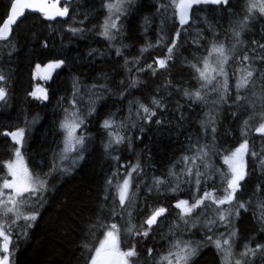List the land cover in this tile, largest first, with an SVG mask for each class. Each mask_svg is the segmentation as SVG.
Masks as SVG:
<instances>
[{
    "label": "trees",
    "instance_id": "obj_1",
    "mask_svg": "<svg viewBox=\"0 0 264 264\" xmlns=\"http://www.w3.org/2000/svg\"><path fill=\"white\" fill-rule=\"evenodd\" d=\"M246 3L247 0H229L227 7L197 6L193 9L195 24L185 26L190 30L184 31L179 28L174 8L161 7L168 5L169 0H136L134 10L122 20L125 34L110 45L99 34L106 14L102 0H72L67 5L68 17L50 22L43 16L27 14L13 28L10 43L0 41V71L8 78V96L6 101L0 103V179H9L5 162L13 160L17 148L11 138H5L4 132L25 129L22 153L28 168L43 173L47 170L43 162L51 158L52 152L58 151L62 135L59 122L72 97L74 79L82 84L81 94L85 91L83 85L93 83H107L112 89L111 93L97 101L95 113L87 118L85 127L81 129L88 144L84 160L78 163L70 175H63L62 178L53 176L49 181L52 190L47 193L45 202L39 208V219L27 230V236L19 235L16 231L11 233V264H88V257L94 252L85 251L81 245L87 242L89 248L94 249L105 239L102 228L90 233L88 225L101 214L106 178L118 167V163L104 151L107 136L101 124L110 116L117 122L127 121L130 99L148 104L153 96L166 105L163 111L157 110V117L162 123H155L157 117L152 118L151 124L136 121L133 117L131 122L135 123V127L125 129L132 139V147L128 149L127 145H122L115 154L120 157L119 163L122 164L134 165L139 159L144 170L133 222L139 226L154 207H166L168 213L166 217L160 218L164 223H158L148 238L126 235L124 222L120 217L116 219L121 225V251L135 245L140 264H155L157 254L166 252L171 239L168 236L169 228L177 221L179 211L174 205L179 199L191 201L195 189L185 184L175 194L164 191L149 195L146 185L151 184L153 176H165L169 168L187 152L190 137H202L201 142H204L200 121L204 119L207 108L192 104L182 95L183 89L195 90L197 86L186 61L193 60L194 56L203 52V48L197 49L193 44L198 30L203 31L205 37L200 41L201 45L211 38L212 34L207 31L208 24L223 35L226 29L235 26L245 15ZM9 4L10 0H0V23L6 18ZM69 27H83L84 31L73 34L67 31ZM177 30L180 31V37L174 49V59L170 62V70L166 74L161 70L155 76L149 71L140 72L141 85L129 90L124 99H120L116 93L126 88L130 75L124 66L125 58L130 62L128 67L132 68L131 75L136 78L137 68L131 62L139 59L141 66H147L153 64L155 58H163L166 45L174 38ZM160 37L164 38L163 44L141 54L142 47L155 45ZM242 39L247 45L242 51L252 49L253 40H264V18L253 20L243 32ZM121 41L127 47H122V55L117 56L116 48L121 46ZM45 42L47 47L43 46ZM9 51L11 55H8ZM58 59H63L64 65L57 70L48 85L49 99L38 103L30 95L36 85L33 73L37 66L45 67ZM121 81L124 83L121 84ZM168 81H171V86L164 87ZM232 85L230 75V89ZM262 87L264 84L258 83L256 92H260ZM82 105H87V97ZM218 111L215 143L221 155L213 157V163L216 168L225 170L223 154L226 150H234L245 139L241 135V126L248 114L242 111L233 117L227 104L218 106ZM256 126L255 119L249 121L246 138L250 148L259 153L264 148V137L255 136ZM141 127L144 128L142 133ZM206 139L211 142V135ZM247 159L248 176L236 198L245 202L248 210L240 209L239 217L234 221L238 229V235L234 238L236 252L242 251L246 243L252 246L264 243V229L259 221L260 209L256 207L258 199H264V168L258 159L256 162H253L251 156ZM176 168L179 171L180 165L176 164ZM213 184L219 188L218 175L208 181V188L211 189ZM257 186L262 187L261 192H256ZM200 187L203 190L205 185L202 183ZM216 195H221V192L217 191ZM103 216L107 219V209ZM214 231L215 236H219L228 229L216 225ZM206 235L212 233L202 227V220L200 226L191 228L184 235L185 239L199 241L204 245L193 264H219L220 258L211 242L206 241ZM149 248L153 250L152 258L147 256Z\"/></svg>",
    "mask_w": 264,
    "mask_h": 264
},
{
    "label": "snow or ice",
    "instance_id": "obj_2",
    "mask_svg": "<svg viewBox=\"0 0 264 264\" xmlns=\"http://www.w3.org/2000/svg\"><path fill=\"white\" fill-rule=\"evenodd\" d=\"M135 4L136 0H102L106 14L99 34L108 40L110 45L125 34L122 20L130 15ZM228 4L229 0H169L168 5H161V7H173L179 28L188 31L190 29L185 26L195 24L193 8L200 5L227 7ZM26 11L41 13L44 19L52 21L57 17H68L69 6H61L60 0H10L6 18L0 23V41H9L13 26L25 16ZM257 18H264V0H247L245 15L236 22L235 26L226 29L223 35L208 24L207 31L212 34L211 38L201 45L200 41L205 37L203 31L198 30L197 38L193 40L197 49L203 48L199 56L186 61V66L190 69L191 77L196 81L197 86L195 90L183 89L182 95L192 104H200L207 108L204 119L200 121L204 142H201L202 137H190L187 152L176 162L180 165L179 171H177L176 164H173L165 176H153L151 184L146 185V192L149 195L153 192L160 194L164 191L175 194L178 190H182V185L185 184L194 186L195 189L191 201L179 199L175 203L174 208L179 210L177 221L169 228L168 236L171 239L166 252L157 254L154 258L155 264H193L204 245L199 241L185 239L184 235L191 228L200 226L201 220L202 227L207 229L208 233H212V235H206L205 239L215 247L220 258L219 264H258V262L264 264V243H256L255 246L246 243L243 245V250L239 252L235 251L234 244V238L238 235L234 221L239 217L240 209L248 210L245 202L236 198V194L241 190L242 182L248 176L247 158L251 156L253 162L258 159L260 166L264 168V148L258 153L254 148H250L246 138L249 121L253 119L257 121L255 132L264 137V87L260 92H256L257 84H264V40L260 42L253 40L252 49L241 50L247 48L242 34ZM145 22L147 23V20ZM204 23L207 24V21ZM67 31L76 34L83 32L84 28L69 27ZM179 37L180 31L177 30L174 38L166 45L165 56L155 58L153 64L141 66L139 59H134L131 63L137 68L136 78L131 75L132 68L128 67L130 62L125 58L124 66L130 75L127 78L126 88L116 93L120 99H124L129 90L141 85L140 72L149 71L155 76L161 70L164 74L170 70V62L174 59V49L177 48ZM163 43L164 38L160 37L155 45L149 44L142 47L140 52L143 54L149 48L159 47ZM43 46L47 47V42ZM122 47H127V45L121 41V46L116 48L117 56L122 55ZM91 54L90 52L89 55ZM8 55H11V51ZM63 65V59L48 63L43 78L49 79V72ZM37 69L39 70V66ZM230 75L233 79L231 89L229 87ZM7 79L6 75L0 71V101H6L8 96ZM120 83L123 84L124 81ZM170 86L171 81L164 85V87ZM81 87V82L74 79L72 97L59 122L62 135L58 151L52 152L51 158L43 162V166L47 168L43 173L31 171L20 151L24 145L25 129L19 128L16 131L3 133L5 136H11L12 141L19 147L14 150L15 159L5 162L7 176L11 179L7 177L0 179V252L3 253L0 255V264H11V233L16 231L19 235L26 237L27 230L31 229L39 219V208L45 202L47 193L52 190L49 181L53 176L62 178L63 175H70L78 163L84 160L88 144L86 143L87 137L81 129L85 127L87 118L95 113L97 101L111 93L112 89L107 83H93L83 85L85 91L81 94ZM30 95L36 99H48L44 89H37ZM85 97H87V105L83 106L82 102ZM225 104L228 105L233 117L242 111L248 115L247 119L242 120L241 126V135L245 139L234 150H226L223 154V162L227 165V170H220L215 167L213 157L221 155L215 138L218 126V106ZM165 107L162 100L157 99L156 96L151 97L148 104L138 99H130L127 121L117 122L114 117L110 116L101 124L107 136L104 151L118 163V167L111 176L106 178L101 214L88 225L90 233L102 228L105 239L99 243V247L94 249L89 248L87 242L81 245L85 251L94 252L88 257V264H140L139 253L135 245L121 251L119 240L121 225L117 222V217L124 222L123 228L126 235L143 238H148L153 227L158 223H164L160 218L167 216L168 209L163 206L152 208L139 226L133 222V212L136 210L144 170L139 159L134 165L119 163L120 157L115 152L122 145H127V148L131 149L132 139L125 129L135 127V123L131 122L133 117L136 121L151 124L153 123L152 118L157 117V110L163 111ZM155 123L161 124L162 121L157 117ZM143 131L144 128L141 127L140 132ZM209 135L212 137L211 142L206 139ZM217 175L219 176V188L213 184L209 189L208 181L213 180ZM202 183L205 185L203 190L200 187ZM261 190L262 187L257 186L256 192H261ZM217 191H220L221 195L217 196ZM225 205L229 207L225 208ZM256 207L260 209L259 221L261 228L264 229V199H258ZM105 209L108 212L107 219L103 216ZM216 225L228 231L215 236ZM178 232L179 235H177ZM152 253L153 250L149 248L147 256L152 258Z\"/></svg>",
    "mask_w": 264,
    "mask_h": 264
},
{
    "label": "rangeland",
    "instance_id": "obj_3",
    "mask_svg": "<svg viewBox=\"0 0 264 264\" xmlns=\"http://www.w3.org/2000/svg\"><path fill=\"white\" fill-rule=\"evenodd\" d=\"M56 69H58V68H56ZM45 71H46V66L45 67H39V70L36 68V70L34 71V73H33V77H34V80H35V83H36V85H35V87H34V91H36L37 89H42L41 87H40V84H41V81H42V78H43V74L45 73ZM48 92V91H47ZM37 94H40V93H37ZM16 145V144H15ZM17 147H19L18 145H16ZM20 151H21V153H22V148H20ZM22 155H23V153H22ZM23 158H24V160H25V162H26V159H25V157H24V155H23ZM15 159V156L13 157V160ZM12 160V161H13ZM26 164H27V162H26ZM28 166V165H27ZM224 168H225V170H227V165H225L224 164ZM9 179H11V177L9 176ZM10 249H11V245H10ZM0 255H3V253L2 252H0ZM10 261H12V252H10Z\"/></svg>",
    "mask_w": 264,
    "mask_h": 264
},
{
    "label": "flooded vegetation",
    "instance_id": "obj_4",
    "mask_svg": "<svg viewBox=\"0 0 264 264\" xmlns=\"http://www.w3.org/2000/svg\"><path fill=\"white\" fill-rule=\"evenodd\" d=\"M64 6V5H63ZM41 67V66H40ZM60 67H58V69H59ZM58 69H56L55 68V72L52 74V75H50V78L49 79H44V78H42V81H41V84H40V87L42 88V89H44L46 92H47V90H48V85L50 84V82H51V80H52V78L54 77V74L57 72V70ZM44 75V74H43ZM32 92H34V90L32 91ZM37 95H40V94H37ZM49 94H48V92H47V96H48ZM31 97H32V99L33 100H35V101H37L38 103H44V102H46V101H48V99L47 100H41V99H36V98H34L32 95H31ZM11 141H12V139H11ZM13 142V141H12ZM14 143V142H13ZM154 227H156V226H154ZM153 227V228H154Z\"/></svg>",
    "mask_w": 264,
    "mask_h": 264
},
{
    "label": "water",
    "instance_id": "obj_5",
    "mask_svg": "<svg viewBox=\"0 0 264 264\" xmlns=\"http://www.w3.org/2000/svg\"><path fill=\"white\" fill-rule=\"evenodd\" d=\"M71 1H72V0H60V5L63 6L64 4H68V3H70ZM193 9H194V8H193ZM27 14H34V15H40V16H42L41 13L31 12V11H26L25 16H26ZM25 16H24V17H25ZM24 17H21V18H20V21H21ZM60 19H64V18L57 17L56 20H60ZM56 20H52V21H50V22H53V21H56ZM20 21H17V24L14 25L13 28L16 27V26L20 23ZM48 21H49V20H48ZM54 72H55V69L51 70V71L49 72V76H50L51 74H53ZM1 102H3V101H0V103H1ZM255 136H260V135L257 134V133H255ZM9 137H10V136H5V138H9ZM242 183H243V182H242Z\"/></svg>",
    "mask_w": 264,
    "mask_h": 264
},
{
    "label": "bare ground",
    "instance_id": "obj_6",
    "mask_svg": "<svg viewBox=\"0 0 264 264\" xmlns=\"http://www.w3.org/2000/svg\"><path fill=\"white\" fill-rule=\"evenodd\" d=\"M71 3V2H70ZM70 3H68V4H70ZM52 75V74H51Z\"/></svg>",
    "mask_w": 264,
    "mask_h": 264
}]
</instances>
